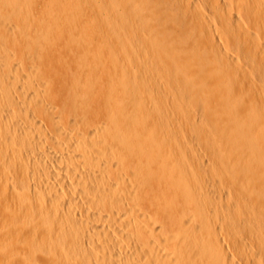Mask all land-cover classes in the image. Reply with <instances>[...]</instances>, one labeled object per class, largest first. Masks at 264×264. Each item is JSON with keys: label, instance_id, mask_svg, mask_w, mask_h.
<instances>
[{"label": "bare ground", "instance_id": "1", "mask_svg": "<svg viewBox=\"0 0 264 264\" xmlns=\"http://www.w3.org/2000/svg\"><path fill=\"white\" fill-rule=\"evenodd\" d=\"M166 1L0 0L1 264H264V0Z\"/></svg>", "mask_w": 264, "mask_h": 264}, {"label": "rangeland", "instance_id": "2", "mask_svg": "<svg viewBox=\"0 0 264 264\" xmlns=\"http://www.w3.org/2000/svg\"><path fill=\"white\" fill-rule=\"evenodd\" d=\"M169 1L171 2V0H168V1H166V2H168V3H166V2H163L165 5H164V8H166V9H168V10H170L169 11V13H173V12H175V9H173V7L171 6V3H169ZM119 2H122V0L120 1L119 0ZM165 6H167V7H165ZM170 7H171V9H170ZM173 11V12H172ZM168 12V11H167ZM175 14V13H174ZM218 40H219V38H218ZM129 47V46H128ZM129 49H130V47H129ZM129 49H127L129 52H126L127 54H132L130 57H134V56H136L137 55V53L132 49V46H131V49L129 50ZM126 50V51H127ZM133 50V51H132ZM135 52V53H134ZM137 57V56H136ZM183 57V56H182ZM251 75H252V77H254L255 79H256V82H257V85H259V84H261L262 83V81H261V79H259V78H257V76L256 75H254V73H251ZM234 80V79H233ZM258 80V81H257ZM236 81V80H235ZM256 82H254V85H252V83L251 84H248V83H242V82H237L236 81V83H237V85L240 87H246V85H247V87H249L248 89L249 90H251V92H254V91H256L257 90V85H256ZM258 82H259V84H258ZM244 84V85H243ZM252 85V86H251ZM252 87V89H250ZM150 89V90H149ZM148 89V92L150 93L151 92V96H152V98L154 97V95L156 94V92L152 89V88H149ZM154 91H152V90ZM1 264V263H0Z\"/></svg>", "mask_w": 264, "mask_h": 264}]
</instances>
